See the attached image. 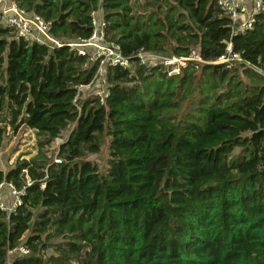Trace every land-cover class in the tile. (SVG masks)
<instances>
[{
	"label": "trees",
	"instance_id": "obj_1",
	"mask_svg": "<svg viewBox=\"0 0 264 264\" xmlns=\"http://www.w3.org/2000/svg\"><path fill=\"white\" fill-rule=\"evenodd\" d=\"M14 1L64 41L89 38L98 14L133 65L107 69L109 96L84 98L95 65L0 24V146L6 126L45 146L75 125L60 163L41 153L0 168V184L26 186L16 213L0 211V264L22 245L12 264H264V13L241 33L217 0ZM228 45L233 68L216 62ZM141 50L204 63L148 72ZM106 136L101 172L87 156Z\"/></svg>",
	"mask_w": 264,
	"mask_h": 264
},
{
	"label": "built area",
	"instance_id": "obj_2",
	"mask_svg": "<svg viewBox=\"0 0 264 264\" xmlns=\"http://www.w3.org/2000/svg\"><path fill=\"white\" fill-rule=\"evenodd\" d=\"M217 5L222 13L231 19L232 28L235 32L246 33L253 29L258 15L264 13V0H217ZM0 24L11 29L16 40H24L28 43H36L50 48L69 46L79 56L87 59L86 66L93 64L97 67L95 79L88 85L79 88L80 92L93 91L94 94L103 98L109 96L107 88L98 90L95 82H106L105 74L108 68L121 67L132 69V63L126 57L120 45L109 39L108 25L104 19L94 14L92 18L93 31L89 38L61 40L51 33V23L46 22L35 12L20 8L14 0H0ZM138 64L148 72L155 68H163L169 75L177 74L181 67L193 62L198 65L204 61L198 50H192L188 56L176 57L162 53L141 50L137 54ZM216 62L224 63L227 68H233L243 62L240 54L234 53L232 46L228 45L226 54ZM258 73L264 76V68L256 67ZM1 148V147H0ZM62 160L55 157L54 162ZM31 182H28V186ZM26 186L17 188L13 183L0 184V211L8 216L17 212L23 204V196ZM18 251L24 255L29 250L23 245L17 249L9 250L7 264H12V255Z\"/></svg>",
	"mask_w": 264,
	"mask_h": 264
},
{
	"label": "rangeland",
	"instance_id": "obj_3",
	"mask_svg": "<svg viewBox=\"0 0 264 264\" xmlns=\"http://www.w3.org/2000/svg\"><path fill=\"white\" fill-rule=\"evenodd\" d=\"M139 1L143 2V0ZM135 2H137L136 4L138 5V0ZM106 87L107 84L103 81H100L97 85V89L99 90L105 89ZM87 93V91L82 92L84 98L88 96ZM74 126V124L69 126L61 133L59 138L45 146H41L45 138L38 136L35 131L21 126L17 132H14L11 127L6 126L5 137L0 146V168L4 171H8L23 160H35L41 153L48 159H55L58 155L60 145L69 137ZM109 158V138L106 136L101 151L97 154L88 155L87 160L95 163L101 172H105L108 168ZM58 242H60L59 239H53L50 241V244ZM52 254H54V251L53 248L50 247L46 251V256Z\"/></svg>",
	"mask_w": 264,
	"mask_h": 264
}]
</instances>
